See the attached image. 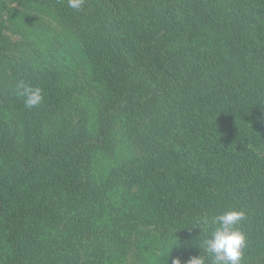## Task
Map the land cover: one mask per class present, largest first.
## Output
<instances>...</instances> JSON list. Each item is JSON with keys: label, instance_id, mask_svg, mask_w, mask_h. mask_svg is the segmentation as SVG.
<instances>
[{"label": "trees", "instance_id": "1", "mask_svg": "<svg viewBox=\"0 0 264 264\" xmlns=\"http://www.w3.org/2000/svg\"><path fill=\"white\" fill-rule=\"evenodd\" d=\"M11 1L1 9L34 63L7 81L40 88L43 102L27 108L8 91L10 112L28 127L59 115L52 125L71 136L15 153L0 110L1 163L12 165L0 264H211L195 227L229 210L245 217L242 264H264V0ZM85 62L92 70L71 71Z\"/></svg>", "mask_w": 264, "mask_h": 264}, {"label": "rangeland", "instance_id": "2", "mask_svg": "<svg viewBox=\"0 0 264 264\" xmlns=\"http://www.w3.org/2000/svg\"><path fill=\"white\" fill-rule=\"evenodd\" d=\"M13 3V4H11ZM1 6L4 7H9V8H18L19 5L15 2H12L11 0H0V53L4 57H11L13 59V62L8 65H4L0 63V73L2 76H4L3 80L1 81L0 85V110L4 111V113H9L11 115L10 118H8V126H9V132L7 135L2 139V141L5 142L9 147H11V150L15 153H17V149L24 147L26 145L27 141L30 140L31 145L34 140H39L40 143L44 146L47 147L48 149H52L53 151L56 149H61V148H66L67 145L70 143L68 140L71 136V134H68L66 130L68 129L67 126L63 127L62 124L58 128L55 125H52V123H56V121H61V117H59L58 114V120H54L53 118H49L47 121L48 117L47 114H43L41 118L39 119V116L41 114L35 115L36 117H32V120L30 122L29 127L25 124V122L18 118L14 113L10 112V110L14 107V105L19 104V102L16 101L14 95H8V91H16V84L12 83L9 80L8 76L14 77V72L12 70H15V67H18L19 64L22 63V60H26L27 65L31 66L34 62L32 59V52L30 49H26L25 46L20 42L22 41V38L15 32L12 22L9 21V16H8V9L7 10H2ZM48 21L52 24L53 29H55L56 24L52 23L49 19ZM29 28H32V26H29ZM61 30V29H60ZM53 40H58L57 37H52ZM52 40L49 39V42ZM69 40L65 41L68 42ZM105 42V41H104ZM111 43V42H110ZM112 44V43H111ZM67 47L69 50L72 52L75 59L77 61H81L82 59V54H76L75 51L73 50L72 46L70 43L67 44ZM114 47L112 48V50ZM88 54H93L94 56L99 53V50L97 48L94 49H89ZM21 60V62H20ZM22 66L18 69L19 70V75L24 76V71H22ZM29 70H33V72L37 71V67H32ZM92 70L87 67V62L82 64L81 69L78 71L77 67L71 68L72 72H77L78 74H81L82 71H88ZM95 70V69H94ZM98 76V75H96ZM91 77H95L91 75ZM6 82L9 84L4 85ZM45 85H48L46 83ZM49 86L51 88V85L49 83ZM81 91V87H79L78 91ZM55 94V93H53ZM96 98L97 96H101L98 93L93 94ZM54 106V105H53ZM52 106V107H53ZM51 107V108H52ZM52 110V109H51ZM51 117V116H50ZM75 122V121H74ZM43 124V127H39V124ZM32 124V125H31ZM41 124V125H42ZM57 124V123H56ZM41 129L45 130L44 132L41 131L40 135L38 134V131ZM33 138H32V137ZM66 139L63 141V139ZM67 143V144H66ZM6 148H8L6 146ZM7 156H3L2 153H0V180L4 179L7 175L12 174V165L10 161L6 165H3L1 161H3ZM14 174L17 173V171L13 172ZM18 199H21V194L16 193L15 194ZM21 208H24L22 203H19ZM25 209V208H24ZM31 228L30 223H24L22 233L26 234ZM151 229V228H150ZM21 237V236H20ZM18 237V238H20ZM21 246V245H19ZM22 247V246H21ZM141 264L139 260H134L133 264Z\"/></svg>", "mask_w": 264, "mask_h": 264}, {"label": "clouds", "instance_id": "3", "mask_svg": "<svg viewBox=\"0 0 264 264\" xmlns=\"http://www.w3.org/2000/svg\"><path fill=\"white\" fill-rule=\"evenodd\" d=\"M84 0H68V6L79 10ZM17 95L24 98L27 108H34L43 102L42 90L32 87L24 81L16 84ZM244 213L229 210L212 217L202 216L195 228L208 235L202 241L204 251L211 256V264H242L243 251L247 247V237L239 230V223L244 219ZM172 264H181L174 259ZM187 264H206L204 256L192 257Z\"/></svg>", "mask_w": 264, "mask_h": 264}]
</instances>
